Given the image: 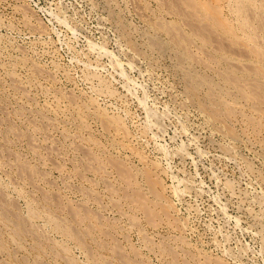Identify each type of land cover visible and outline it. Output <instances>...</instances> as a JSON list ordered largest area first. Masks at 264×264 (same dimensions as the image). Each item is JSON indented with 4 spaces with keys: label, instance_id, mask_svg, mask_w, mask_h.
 Returning a JSON list of instances; mask_svg holds the SVG:
<instances>
[{
    "label": "rangeland",
    "instance_id": "obj_1",
    "mask_svg": "<svg viewBox=\"0 0 264 264\" xmlns=\"http://www.w3.org/2000/svg\"><path fill=\"white\" fill-rule=\"evenodd\" d=\"M0 264H264V0H0Z\"/></svg>",
    "mask_w": 264,
    "mask_h": 264
}]
</instances>
